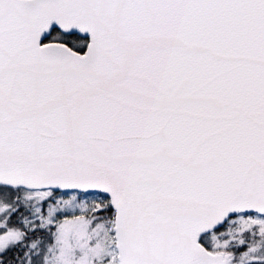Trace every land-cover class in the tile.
<instances>
[{"label":"snow or ice","instance_id":"snow-or-ice-1","mask_svg":"<svg viewBox=\"0 0 264 264\" xmlns=\"http://www.w3.org/2000/svg\"><path fill=\"white\" fill-rule=\"evenodd\" d=\"M0 264H264V0H0Z\"/></svg>","mask_w":264,"mask_h":264}]
</instances>
